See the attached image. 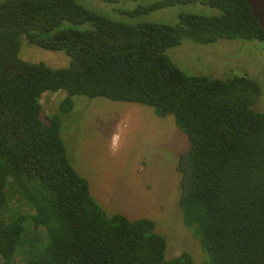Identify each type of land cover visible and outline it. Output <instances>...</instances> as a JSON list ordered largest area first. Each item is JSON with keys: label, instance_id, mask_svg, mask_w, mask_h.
Returning <instances> with one entry per match:
<instances>
[{"label": "trees", "instance_id": "obj_1", "mask_svg": "<svg viewBox=\"0 0 264 264\" xmlns=\"http://www.w3.org/2000/svg\"><path fill=\"white\" fill-rule=\"evenodd\" d=\"M201 2L218 16L180 15L175 25L126 24L74 0L0 2V262L19 264H194L187 252L167 259V242L149 219L106 216L69 164L60 118H41L45 92L101 97L172 115L189 141L179 157L184 227L204 264H264V113L251 109L257 84L244 76H187L165 55L183 40L264 42L245 0H157L133 14ZM91 30L62 29V22ZM62 51L68 67L18 58L21 38ZM41 231L36 240L27 235Z\"/></svg>", "mask_w": 264, "mask_h": 264}, {"label": "rangeland", "instance_id": "obj_2", "mask_svg": "<svg viewBox=\"0 0 264 264\" xmlns=\"http://www.w3.org/2000/svg\"><path fill=\"white\" fill-rule=\"evenodd\" d=\"M74 1L111 21L132 25H175L180 15L220 14L218 9L201 2L133 14L157 0ZM62 29L84 31L91 30L92 25L64 21L53 32ZM165 55L187 76L214 79L244 76L254 81L259 95L251 109L264 113V42L222 40L212 45H195L183 40L178 47L167 49ZM18 58L51 69H63L70 64L64 52L37 48L24 37ZM65 95L62 90L45 92L40 99L41 118L59 116V136L66 158L87 181L90 196L104 214L108 217L119 214L130 221L149 219L167 242V259L187 252L194 264H204L205 255L192 232L184 227L178 206L181 176L177 164L189 149V141L173 116L159 117L151 107L140 104L81 95L72 98L73 109L68 114H59L58 106ZM41 235L39 230L26 238L36 240ZM23 253L16 255L19 264L23 263Z\"/></svg>", "mask_w": 264, "mask_h": 264}, {"label": "water", "instance_id": "obj_3", "mask_svg": "<svg viewBox=\"0 0 264 264\" xmlns=\"http://www.w3.org/2000/svg\"><path fill=\"white\" fill-rule=\"evenodd\" d=\"M254 18L264 31V0H245Z\"/></svg>", "mask_w": 264, "mask_h": 264}]
</instances>
